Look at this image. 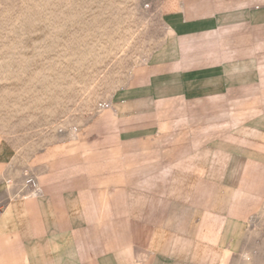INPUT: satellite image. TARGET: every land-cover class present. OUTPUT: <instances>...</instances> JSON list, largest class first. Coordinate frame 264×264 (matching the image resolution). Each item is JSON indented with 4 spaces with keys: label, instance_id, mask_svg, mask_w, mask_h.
Listing matches in <instances>:
<instances>
[{
    "label": "crops",
    "instance_id": "1",
    "mask_svg": "<svg viewBox=\"0 0 264 264\" xmlns=\"http://www.w3.org/2000/svg\"><path fill=\"white\" fill-rule=\"evenodd\" d=\"M173 3L77 140L18 167L0 135V264L233 258L264 195V0Z\"/></svg>",
    "mask_w": 264,
    "mask_h": 264
},
{
    "label": "rangeland",
    "instance_id": "2",
    "mask_svg": "<svg viewBox=\"0 0 264 264\" xmlns=\"http://www.w3.org/2000/svg\"><path fill=\"white\" fill-rule=\"evenodd\" d=\"M173 2L0 0V135L16 145L18 167L77 140L116 90L138 81L149 57L136 61L163 41ZM227 264H264V195Z\"/></svg>",
    "mask_w": 264,
    "mask_h": 264
},
{
    "label": "built area",
    "instance_id": "3",
    "mask_svg": "<svg viewBox=\"0 0 264 264\" xmlns=\"http://www.w3.org/2000/svg\"><path fill=\"white\" fill-rule=\"evenodd\" d=\"M0 212H1V207H0Z\"/></svg>",
    "mask_w": 264,
    "mask_h": 264
}]
</instances>
